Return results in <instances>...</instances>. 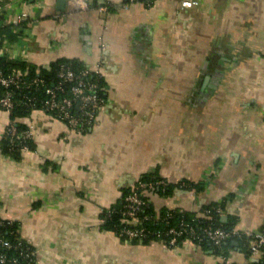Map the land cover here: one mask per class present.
Masks as SVG:
<instances>
[{
    "label": "crops",
    "instance_id": "obj_1",
    "mask_svg": "<svg viewBox=\"0 0 264 264\" xmlns=\"http://www.w3.org/2000/svg\"><path fill=\"white\" fill-rule=\"evenodd\" d=\"M67 1L0 0L5 25L30 15L1 51L37 71L59 60L99 65L106 102L82 134L42 110L15 119L32 128L35 148L20 161L0 151V219L18 225L34 264H211L191 245L125 243L101 213L149 173L176 186L212 172L200 191L157 195L155 205L196 216L225 202L224 223L264 227V0L128 10L119 8L127 0H90L109 3L106 15ZM10 122L0 110V146ZM232 245L229 264H244Z\"/></svg>",
    "mask_w": 264,
    "mask_h": 264
},
{
    "label": "built area",
    "instance_id": "obj_2",
    "mask_svg": "<svg viewBox=\"0 0 264 264\" xmlns=\"http://www.w3.org/2000/svg\"><path fill=\"white\" fill-rule=\"evenodd\" d=\"M159 0H127V2L121 5L119 8L123 10H128L134 4H141L145 8H151ZM69 7L73 11H90L96 10L100 15H106L109 12L110 4L103 2L96 9L91 5L90 0H68ZM198 5L197 2L193 0H181L182 9H192ZM30 19L28 13H20L16 15L10 21V25L15 30H21L24 23H27ZM4 56V53L0 51V59ZM91 73L101 76L100 66L94 70H88L86 73H82L83 78L89 76ZM65 83L76 82V85L72 86L69 95L70 97L59 98L56 91L47 89V94L49 95V100L45 104V108L42 110L44 113L50 115L54 119L64 123L69 131V133H85L92 129L97 115L104 107L103 101L99 97L100 88L97 83L86 82L82 77L77 76L73 71L67 70L61 75ZM24 82L19 79L17 75H5L0 71V87L5 90H9L13 87L18 88ZM36 88L43 87V80H35L32 84ZM14 101L12 99V93L10 91L5 92L0 95V110L8 114L14 109ZM27 131L20 132L16 126L15 122H10L4 131V137L10 139L11 142L26 141L28 139H33L32 128L27 127ZM29 152L26 147L21 150L22 155ZM154 173V172H152ZM212 172L205 176L202 181H200L202 187H206L207 184L211 182ZM160 177V176H159ZM167 181L160 177L155 182L144 183L137 182L131 190V193L125 197L123 211H121V224L125 227L120 231L117 236L120 240L125 243L131 244L135 240L143 241L148 237V232L143 226L144 221L151 220L155 225L161 221L162 213L161 210L155 205L154 197L157 196L155 193L156 187L167 186ZM153 208V213L150 218L144 217L141 219L140 213L147 207ZM179 211L185 212L183 209ZM103 212V211H102ZM217 216L222 217L223 210L220 208L215 211ZM166 223L169 224V219L171 217L168 215L164 218ZM196 220L213 221V211L204 210L200 214L195 216ZM127 226V227H126ZM245 238L248 240V253L249 258L245 260L244 264H252L254 262L264 261V227H262L256 233L239 231L236 227L226 231L221 228H206L203 233H199L195 230V227L190 225H180L178 228L171 227L165 234L166 240L161 236L159 241H151V244H164L170 248H177L185 245H191L197 249H202L200 242L207 239L215 247H220L222 243L233 240L236 238ZM20 241V240H19ZM182 242V245H180ZM14 244L10 243L8 240L1 238L0 236V248L7 250L12 249ZM211 258V264H229L226 256L214 255L211 252L207 253ZM37 252L33 249L31 253L26 254V257L30 258L32 263H35ZM12 264H18L16 259L10 260ZM6 256L0 257V264H6Z\"/></svg>",
    "mask_w": 264,
    "mask_h": 264
},
{
    "label": "trees",
    "instance_id": "obj_3",
    "mask_svg": "<svg viewBox=\"0 0 264 264\" xmlns=\"http://www.w3.org/2000/svg\"><path fill=\"white\" fill-rule=\"evenodd\" d=\"M91 5L94 9L98 7L96 1H91ZM110 10H112L111 7H109V11ZM12 29L13 28L11 25H5V21L0 18V51L6 43H13L21 37V32H15ZM67 70L73 71L77 76L83 78V76H81L82 73L88 72L89 69L86 66L78 63L77 61L59 60L56 63L52 64L49 68L37 71V68L31 67L27 64L12 63L4 56L0 59V71H2L5 75H17L19 79L24 82L20 85V87H13L8 90L12 93V99L15 104L14 109L10 113V120L11 122H15V126L20 132L27 131L28 128L26 126L19 125L15 119L19 117H25L34 110H43L45 108V104L50 98L47 94V89L56 91V94L61 99L64 97H70L69 92L72 86L76 85V82H64L61 75ZM38 79L44 81L43 87L36 88L32 85L33 82ZM83 79L86 82H93L99 85V97L105 104L106 85L104 83L103 77L91 73L89 76ZM8 91L0 87V95ZM23 147H26L29 151H33L35 148L33 139H28L26 141L15 140L14 142H11L9 138L4 137L1 142L0 151L5 157L10 158L14 161H20L22 159L21 150ZM158 179H160L158 173L154 172L149 173L140 181L144 183H151L157 181ZM202 188L204 187H202L201 184L182 181L176 186L167 183V186H165L164 188L156 187L155 193L162 198H169L173 196L175 191L177 190L200 191ZM131 190L124 191L117 205L111 207L108 210H104L101 213V218L105 224V228L113 231L116 236H118L120 231L125 227L121 224V211H123L124 199L131 193ZM224 206L225 202H221L219 204L209 205L208 207H205L203 209V211H213V221H205L202 219L196 220L195 215L193 214L181 212L179 210H169L163 208L161 210L162 218L158 224L155 225L151 220L143 222V226L148 232V237L141 242L139 240H135L132 242V244L149 245L151 241H159V239H161V236L164 240H166L165 234L168 232V230L171 227L178 228L183 223L184 225L195 227V230L201 234L203 233L204 229L208 227L221 228L229 231L236 227V220H230L224 223L222 222L221 217L217 216L215 213V211L219 208L221 210H224ZM152 213V206L147 207L140 213V217L141 219H143L144 217L150 218V215H152ZM168 215L171 217V219H169V224H167L164 219ZM0 236L1 238L8 240L10 243L14 244V247L10 250L0 248V257H2V255L6 256V264H12L10 261L11 259H16L18 264H34L30 261V258L26 257V254L31 253L33 251V248L25 243L20 237L17 224L0 219ZM233 242L238 243V250L245 255L247 260L249 258L247 248L248 240L242 237L228 240L222 243L219 248L212 245L207 239L200 242V246L202 250L207 253L211 252L214 255L222 254L228 259L229 252L234 249L232 245ZM181 245L182 242H180L179 246ZM252 264H264V261L254 262Z\"/></svg>",
    "mask_w": 264,
    "mask_h": 264
},
{
    "label": "water",
    "instance_id": "obj_4",
    "mask_svg": "<svg viewBox=\"0 0 264 264\" xmlns=\"http://www.w3.org/2000/svg\"><path fill=\"white\" fill-rule=\"evenodd\" d=\"M225 219H222V222L224 221ZM233 244L234 245H238V243L237 242H233Z\"/></svg>",
    "mask_w": 264,
    "mask_h": 264
}]
</instances>
